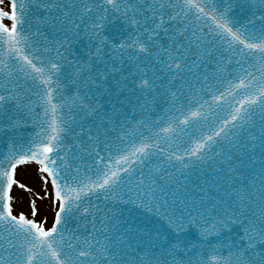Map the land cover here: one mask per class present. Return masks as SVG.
<instances>
[{
  "label": "snow or ice",
  "instance_id": "snow-or-ice-1",
  "mask_svg": "<svg viewBox=\"0 0 264 264\" xmlns=\"http://www.w3.org/2000/svg\"><path fill=\"white\" fill-rule=\"evenodd\" d=\"M0 264H264V0H0Z\"/></svg>",
  "mask_w": 264,
  "mask_h": 264
},
{
  "label": "rangeland",
  "instance_id": "rangeland-1",
  "mask_svg": "<svg viewBox=\"0 0 264 264\" xmlns=\"http://www.w3.org/2000/svg\"><path fill=\"white\" fill-rule=\"evenodd\" d=\"M26 170L27 169L21 171L19 178L21 179V182L27 184L32 191L29 192L26 189H16L17 194L21 198L20 206L26 209L28 207V202L31 199H37V203L41 208V216L47 214L49 216V222H51L52 212L51 208L48 207L50 202L47 198L43 201L39 199V196L44 195L43 181L41 179L42 173L38 171V166L35 164L30 165L29 170ZM37 194H39V196Z\"/></svg>",
  "mask_w": 264,
  "mask_h": 264
},
{
  "label": "bare ground",
  "instance_id": "bare-ground-1",
  "mask_svg": "<svg viewBox=\"0 0 264 264\" xmlns=\"http://www.w3.org/2000/svg\"><path fill=\"white\" fill-rule=\"evenodd\" d=\"M29 170V167L27 168V170L26 171H28Z\"/></svg>",
  "mask_w": 264,
  "mask_h": 264
}]
</instances>
